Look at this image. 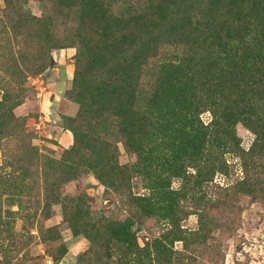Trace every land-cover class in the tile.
<instances>
[{
	"label": "rangeland",
	"instance_id": "obj_1",
	"mask_svg": "<svg viewBox=\"0 0 264 264\" xmlns=\"http://www.w3.org/2000/svg\"><path fill=\"white\" fill-rule=\"evenodd\" d=\"M264 264V0H0V264Z\"/></svg>",
	"mask_w": 264,
	"mask_h": 264
},
{
	"label": "built area",
	"instance_id": "obj_2",
	"mask_svg": "<svg viewBox=\"0 0 264 264\" xmlns=\"http://www.w3.org/2000/svg\"><path fill=\"white\" fill-rule=\"evenodd\" d=\"M49 264H51V262H48Z\"/></svg>",
	"mask_w": 264,
	"mask_h": 264
}]
</instances>
